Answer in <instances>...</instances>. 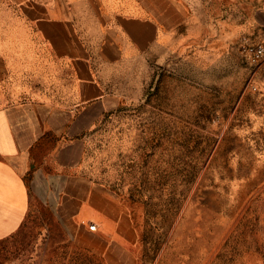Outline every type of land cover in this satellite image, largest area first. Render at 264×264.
Here are the masks:
<instances>
[{
    "label": "rangeland",
    "instance_id": "374dc122",
    "mask_svg": "<svg viewBox=\"0 0 264 264\" xmlns=\"http://www.w3.org/2000/svg\"><path fill=\"white\" fill-rule=\"evenodd\" d=\"M19 9L0 0V57H51ZM196 18L141 61L122 106L94 128L87 167L127 220L108 243H127L133 264H264V58L241 50L264 41V0H208ZM11 69L8 100L35 82ZM31 214L0 264H107L98 226Z\"/></svg>",
    "mask_w": 264,
    "mask_h": 264
},
{
    "label": "crops",
    "instance_id": "0c3cea01",
    "mask_svg": "<svg viewBox=\"0 0 264 264\" xmlns=\"http://www.w3.org/2000/svg\"><path fill=\"white\" fill-rule=\"evenodd\" d=\"M15 1L51 57H0V79L11 68L35 78L22 96L0 97V249L41 207L68 230L94 232L87 222L95 223L107 238L106 263L133 264L127 243H108L127 220L91 177L87 149L103 115L122 106L141 61L181 37L208 0Z\"/></svg>",
    "mask_w": 264,
    "mask_h": 264
},
{
    "label": "built area",
    "instance_id": "2783aa9c",
    "mask_svg": "<svg viewBox=\"0 0 264 264\" xmlns=\"http://www.w3.org/2000/svg\"><path fill=\"white\" fill-rule=\"evenodd\" d=\"M242 53L249 57L254 62L264 58V41L258 43H250V42H243L241 45ZM91 230H96L97 225L95 223H91L89 225Z\"/></svg>",
    "mask_w": 264,
    "mask_h": 264
}]
</instances>
